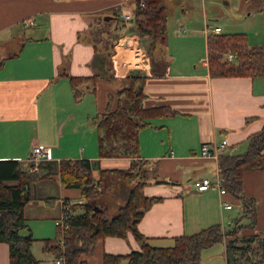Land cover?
Masks as SVG:
<instances>
[{"label": "crops", "instance_id": "obj_1", "mask_svg": "<svg viewBox=\"0 0 264 264\" xmlns=\"http://www.w3.org/2000/svg\"><path fill=\"white\" fill-rule=\"evenodd\" d=\"M130 1L0 0V160L25 161L31 146L40 142L49 150L48 157L41 161L50 164L63 158H88L95 177L99 168H127L129 158L98 157L91 117L104 110L108 95L115 94L132 67H138V72L147 76L144 105L167 104L176 111L153 117L139 132V157L149 161L143 192L162 198L143 213L138 230L151 243L162 245L170 243L173 236L190 234L210 224L222 226L227 221L231 226L234 221L230 220V213L233 204L239 206V200L228 193L220 194L213 183L202 191L195 188L197 180L207 177L214 181L218 173L217 160L201 157L199 148L203 142L218 143L226 138L223 152H227L228 147L246 141L250 133L261 127L264 77H211L206 48L210 31L206 28L205 57L198 52L191 53V58L171 60L173 47L166 30V43L151 61L146 41L130 32L128 25L118 28L120 16L114 24L115 19L106 24L116 37L109 66L103 62L102 66L97 65L101 62H94V57L107 51L100 43H92L91 33L108 21L100 12L112 15L113 9L118 8L119 13H132L134 6H125ZM261 3L264 5L262 0L258 5L249 0V5L258 10L262 9ZM164 7L166 10L165 4ZM27 17L33 19V24L22 23ZM176 34L183 37L186 30L178 28ZM96 72L101 76L95 79L94 87L90 85L80 99H75L68 75ZM50 168L51 165L44 166L43 173ZM125 182L123 186H113L97 200L108 217L125 201L132 185ZM242 184L246 195L256 200L255 230H264V169L245 171ZM29 189L32 199L24 206L25 219H56L62 200H81L79 190L62 185L55 173L33 181ZM47 197L54 200L46 203ZM222 201L231 202L232 206L225 208ZM27 231L32 234L28 226ZM138 248L130 231L125 237L104 236L97 240L87 264H102L104 252L126 253ZM42 252L51 258L49 264H54L57 254L53 247L43 242ZM205 258L208 264H226L224 241L202 249L198 264H205ZM0 264H8V245L3 241Z\"/></svg>", "mask_w": 264, "mask_h": 264}, {"label": "trees", "instance_id": "obj_2", "mask_svg": "<svg viewBox=\"0 0 264 264\" xmlns=\"http://www.w3.org/2000/svg\"><path fill=\"white\" fill-rule=\"evenodd\" d=\"M143 1V2H142ZM135 0L129 31L135 32L145 42L146 52L152 61L156 51L166 43L167 13L163 0ZM142 2V3H141ZM112 16L119 18V9ZM111 20L103 21L104 25ZM117 26L125 24L120 20ZM110 26V25H109ZM92 37L94 46L101 43L104 54H97L94 62L109 66L112 43L101 36H109L108 27H98ZM115 28V27H114ZM207 66L211 77L217 76H263L264 43L249 45L244 33L210 32L206 37ZM233 54L232 59L227 53ZM65 74V73H62ZM66 75V74H65ZM99 73L91 75H68L72 95L80 99ZM124 84L109 94L104 110L91 117L97 138V155L125 157L130 159L127 168H99L98 176L92 173V162L88 158H63L57 164L39 161L38 170L27 171L33 163L17 159L0 160V241L8 245V264H39L30 250L35 239L26 229L24 206L32 199L30 184L48 174H57L60 183L79 190L83 201L68 205L70 214L63 221L61 241L44 238V245L53 247L62 264H87V257L94 252L96 242L104 236L125 237L131 232L139 243L138 249L126 253L104 252L102 264H198L202 249L218 241L225 243L226 264H264V230H255L256 200L243 190V173L249 169H264V115L261 127L246 138V149L242 153L221 152L217 159L218 173L222 178L225 193L239 200L241 215L233 224L223 227L210 224L190 234L171 238L168 245L153 244L141 233L137 223L143 213L162 196L146 195L147 165L141 159L139 132L156 116L176 113L167 104L144 105V84L147 76L142 72L129 71ZM51 168L43 173L44 166ZM125 180L132 182L124 203L116 213L108 217L97 200L113 186H123ZM54 199L45 198L46 203ZM68 202L67 200H63ZM245 219V222H241ZM248 229L250 232H242Z\"/></svg>", "mask_w": 264, "mask_h": 264}, {"label": "rangeland", "instance_id": "obj_3", "mask_svg": "<svg viewBox=\"0 0 264 264\" xmlns=\"http://www.w3.org/2000/svg\"><path fill=\"white\" fill-rule=\"evenodd\" d=\"M259 1L261 0H253L256 5L259 4ZM263 1L264 0H262V2ZM134 2L135 0H131L125 3V6H134ZM164 4L168 14V42L173 47L171 48V60H180L182 57L191 58V53L198 54V52L202 54V57H205L204 29L206 28L210 31V28L213 26H219L222 33H244L249 45L264 43V5H262V3L261 10L255 9L253 6L249 5V0H164ZM247 11L249 13H247ZM100 14L103 17L105 15H111L110 12L107 14L106 11L100 12ZM112 21L113 24L117 22L115 20ZM205 24H207L208 27ZM126 25H128V27ZM123 26L129 29V20H127V22L125 21V24H120V27L123 28ZM103 27L106 28V26ZM178 28L186 30V34H184L183 37H178L176 34ZM98 29L99 28H96L94 30ZM91 34L93 37V33ZM114 35L115 34L112 33L109 36L103 35L100 38H103L105 42L108 41V43L111 44ZM114 40H116V38H114ZM128 58L133 60L130 56H128ZM135 63L136 62H134V64ZM191 65H193V63ZM172 66L174 69L176 64L174 63ZM121 84L123 85L124 81H122ZM246 146V141H243L236 146L233 144L228 147L227 151L242 153L245 151ZM95 150L97 152V138ZM148 177L152 178L151 174H148ZM126 181L129 182L128 180ZM54 195H57V193H54ZM240 215V204L239 206L233 204L230 220L234 221L239 218ZM241 222H245V219H242ZM26 223L31 229L32 235L36 238V240L34 239L32 242L30 250L40 259V264L52 263V261H50L51 258L49 259V257L42 252V238H51L53 240L60 239L61 233L56 226L55 219L49 217L35 218L30 216L26 219ZM222 226L228 227V222L226 221ZM22 231L26 232V229ZM171 242L172 241L168 244H171ZM202 255L204 256V252ZM206 261L207 258L204 259L203 263L208 264Z\"/></svg>", "mask_w": 264, "mask_h": 264}, {"label": "built area", "instance_id": "obj_4", "mask_svg": "<svg viewBox=\"0 0 264 264\" xmlns=\"http://www.w3.org/2000/svg\"><path fill=\"white\" fill-rule=\"evenodd\" d=\"M119 16H120V18L123 21H127V20H130L132 18V13L129 10H123V11H121L119 13ZM33 22L34 21H33V19L31 17H27V18L22 20V23L24 25H31V24H33ZM210 32L218 33V32H220V27L219 26H213V27L210 28ZM226 56H227L228 59H232L233 58V54L230 53V52H228ZM226 144H227V139L226 138L222 139L218 143L209 144V143L203 142L200 145L199 154L203 158H210V159H216L217 160L219 154L221 152H223ZM48 155H49V150H48V147L45 144L40 143V142L34 143L31 146V150H30L29 156L24 161L26 163L27 162L28 163H33L32 166H29L27 168V171H36V170H38L37 163L39 161L45 159L46 157H48ZM212 183L215 186H217L220 194L225 193V190H224V188L222 186V178H221L219 173H217L214 181H211L207 177H203L200 180H197L195 182V188L197 190L202 191V190H205V189L209 188L212 185ZM80 201H83V200L81 199V200H79V202ZM69 204H70V202H64L63 200L61 201L60 213H59V216L55 219L56 226L58 227V229L60 230V233H61L60 241H61L62 234H63V229H64L63 221L70 214V211H69V208H68ZM222 205L225 208H230L232 206V203L231 202H227V201H222ZM54 264H62V258L60 256L56 257L55 260H54Z\"/></svg>", "mask_w": 264, "mask_h": 264}, {"label": "water", "instance_id": "obj_5", "mask_svg": "<svg viewBox=\"0 0 264 264\" xmlns=\"http://www.w3.org/2000/svg\"><path fill=\"white\" fill-rule=\"evenodd\" d=\"M103 19H105V20L115 19V21L119 20L118 18H116L115 16H112V15H105L103 17ZM131 70L134 72H138L140 69L138 67H132Z\"/></svg>", "mask_w": 264, "mask_h": 264}, {"label": "bare ground", "instance_id": "obj_6", "mask_svg": "<svg viewBox=\"0 0 264 264\" xmlns=\"http://www.w3.org/2000/svg\"><path fill=\"white\" fill-rule=\"evenodd\" d=\"M121 22V21H120ZM127 22V21H126Z\"/></svg>", "mask_w": 264, "mask_h": 264}]
</instances>
